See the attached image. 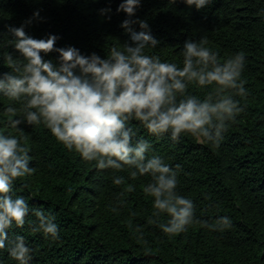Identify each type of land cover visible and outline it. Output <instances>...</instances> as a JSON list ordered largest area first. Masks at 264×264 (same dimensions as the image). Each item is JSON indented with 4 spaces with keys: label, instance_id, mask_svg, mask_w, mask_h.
<instances>
[{
    "label": "trees",
    "instance_id": "obj_1",
    "mask_svg": "<svg viewBox=\"0 0 264 264\" xmlns=\"http://www.w3.org/2000/svg\"><path fill=\"white\" fill-rule=\"evenodd\" d=\"M120 2L0 0V57L7 52L18 56L8 26L19 27L39 11L43 20L26 26L27 34H56L57 47L72 45L103 58L113 46L129 42L120 27L126 15L116 11ZM109 7L110 20L99 11ZM133 19L147 20L160 41L146 54L180 67L186 40L206 39L219 63L238 52L246 56L241 79L247 96H234L244 110L228 124L219 147L190 135L179 141L168 134L149 135L138 121L131 122L136 139L152 146L146 155L160 156L176 170L178 194L194 202V222L181 233L164 234L159 224L169 217H154V198L144 193L149 175L133 179L127 171L98 170L94 162L69 152L43 124H22L34 172L15 181L14 191L30 208L55 217L60 238L46 239L35 230L39 221L31 212L23 228L13 226L9 235L25 238L33 249L31 264H264V0H213L201 10L184 0H142ZM134 28L139 31L138 25ZM11 71L0 58V73ZM214 91L215 86L188 88L200 100ZM8 107L20 105L0 96V132L19 136L9 124ZM18 118L20 113L12 117ZM117 176L124 177L121 185L113 183ZM221 216L229 217L231 227L212 230ZM0 264L18 262L0 250Z\"/></svg>",
    "mask_w": 264,
    "mask_h": 264
},
{
    "label": "clouds",
    "instance_id": "obj_2",
    "mask_svg": "<svg viewBox=\"0 0 264 264\" xmlns=\"http://www.w3.org/2000/svg\"><path fill=\"white\" fill-rule=\"evenodd\" d=\"M184 3L201 10L213 0ZM141 4L142 0H121L116 11L126 15L120 27L129 42L113 46L103 58L96 52L82 54L72 45L57 47L60 37L56 34L42 38L27 34L26 26L43 20L39 11L19 27L8 26L14 38L9 43L18 56L7 52L0 57L12 69L0 73V96L20 105L19 109H5L9 124L20 135L0 132V250H6L18 264H31L33 249L22 235L13 238L9 233L13 226L23 228L30 212L39 221L35 230L46 239L60 238L55 217L30 208L28 200L14 191L15 181L34 172L29 167L31 158L22 124H43L69 152L75 151L84 162H94L98 170L127 171L133 179L149 175L151 182L144 193L154 198V217H169L159 224L164 234L181 233L194 222V202L178 194L176 170L160 156L146 155L152 146L145 139H136L131 122L138 121L149 135L168 134L173 141L190 135L197 142L219 147L228 124L244 110L234 96H247L241 79L246 56L238 52L219 63L206 39L184 42L182 67L148 55L145 50L157 47L160 41L147 20L133 19ZM99 11L111 19L110 7ZM51 54H55L54 59L47 58ZM190 84L215 86V91L200 100L188 92ZM18 113L20 118L12 119ZM123 182L122 176L113 180L115 185ZM210 227L224 230L231 227V220L221 216Z\"/></svg>",
    "mask_w": 264,
    "mask_h": 264
}]
</instances>
